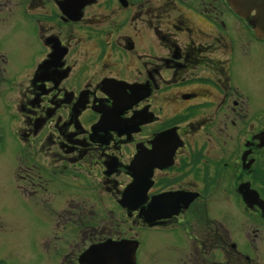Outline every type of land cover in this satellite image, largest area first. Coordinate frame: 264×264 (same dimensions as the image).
Returning <instances> with one entry per match:
<instances>
[{
    "label": "flooded vegetation",
    "instance_id": "1",
    "mask_svg": "<svg viewBox=\"0 0 264 264\" xmlns=\"http://www.w3.org/2000/svg\"><path fill=\"white\" fill-rule=\"evenodd\" d=\"M0 97L3 199L50 264L151 236L264 262V36L229 0H0Z\"/></svg>",
    "mask_w": 264,
    "mask_h": 264
},
{
    "label": "rangeland",
    "instance_id": "2",
    "mask_svg": "<svg viewBox=\"0 0 264 264\" xmlns=\"http://www.w3.org/2000/svg\"><path fill=\"white\" fill-rule=\"evenodd\" d=\"M249 83L255 84L257 87V77L252 78ZM1 103L3 102L0 97V109L3 108ZM0 113H3V111H0ZM6 146L1 160H6L7 149H9L10 143ZM3 168L4 166L2 167L0 165V169H2L0 178L4 181L5 185L3 189H5L9 180V173L8 171L4 172ZM2 174L6 176L3 177ZM9 196V189H5L0 193V213L3 215L0 218V264H50L45 258L47 252L50 250L40 245L41 241L39 243V240L41 239L39 232L32 231L27 227L25 218L21 213L14 216L8 213V205L12 207L11 210L15 213L21 211L19 204H15L14 207L11 206L9 201H4L5 197ZM176 252L178 254L164 246L161 240H157L151 236L144 240V244L139 250L137 262L138 264H174L177 259L186 260L184 250ZM263 263L261 262V264ZM51 264L53 263L51 262Z\"/></svg>",
    "mask_w": 264,
    "mask_h": 264
},
{
    "label": "water",
    "instance_id": "3",
    "mask_svg": "<svg viewBox=\"0 0 264 264\" xmlns=\"http://www.w3.org/2000/svg\"><path fill=\"white\" fill-rule=\"evenodd\" d=\"M232 6L243 16L249 17L252 11V23L257 32L264 36V0H230ZM137 241H109L103 245H95L82 255V261L90 258V264H135V248ZM125 253H128L125 256Z\"/></svg>",
    "mask_w": 264,
    "mask_h": 264
},
{
    "label": "bare ground",
    "instance_id": "4",
    "mask_svg": "<svg viewBox=\"0 0 264 264\" xmlns=\"http://www.w3.org/2000/svg\"><path fill=\"white\" fill-rule=\"evenodd\" d=\"M135 254V253H134Z\"/></svg>",
    "mask_w": 264,
    "mask_h": 264
}]
</instances>
